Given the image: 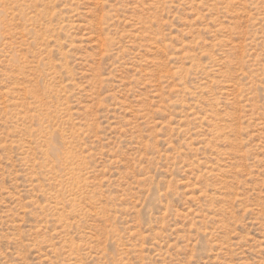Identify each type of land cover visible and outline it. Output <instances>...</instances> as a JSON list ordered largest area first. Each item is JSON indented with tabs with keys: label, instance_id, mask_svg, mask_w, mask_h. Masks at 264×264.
<instances>
[{
	"label": "rangeland",
	"instance_id": "1",
	"mask_svg": "<svg viewBox=\"0 0 264 264\" xmlns=\"http://www.w3.org/2000/svg\"><path fill=\"white\" fill-rule=\"evenodd\" d=\"M0 264H264V0H0Z\"/></svg>",
	"mask_w": 264,
	"mask_h": 264
}]
</instances>
